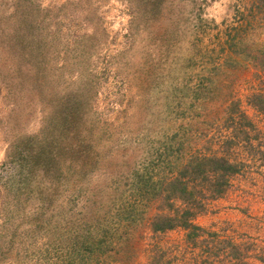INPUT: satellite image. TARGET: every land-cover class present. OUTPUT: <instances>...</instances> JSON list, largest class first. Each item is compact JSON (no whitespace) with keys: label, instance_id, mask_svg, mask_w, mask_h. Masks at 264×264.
I'll return each mask as SVG.
<instances>
[{"label":"rangeland","instance_id":"obj_1","mask_svg":"<svg viewBox=\"0 0 264 264\" xmlns=\"http://www.w3.org/2000/svg\"><path fill=\"white\" fill-rule=\"evenodd\" d=\"M247 1L0 0V264H264V70L224 43ZM209 154L236 170L188 226L152 232L147 195L95 225Z\"/></svg>","mask_w":264,"mask_h":264},{"label":"trees","instance_id":"obj_2","mask_svg":"<svg viewBox=\"0 0 264 264\" xmlns=\"http://www.w3.org/2000/svg\"><path fill=\"white\" fill-rule=\"evenodd\" d=\"M247 2L241 3V6H236L235 13L238 21L231 28L233 35L227 37L224 43L227 52L243 58L254 68L264 70V39L255 41L253 38L244 37L240 33L241 29L252 28L259 21L264 22V0H248ZM244 41L246 43L243 44ZM220 49L224 50L223 47ZM214 60H212V64H215ZM226 62L228 64H225ZM222 63L225 66L228 65V76L231 73L230 70H235L238 67V62L231 59L229 54L223 58ZM213 67L223 68V66L216 64ZM210 83L216 84L215 79H210ZM250 103L258 111L264 110L263 95H251ZM239 116L243 117L242 114H239ZM18 152L20 153V149H18ZM36 154L41 155L39 152ZM184 160L186 161L181 162L179 168L169 176L158 177L156 180L152 179L150 175L146 176V180H143V177L140 176L137 180L138 183H135L136 188L134 187L135 200L116 207L114 218L113 216L98 217L95 220V225L101 226L99 219L106 221L108 224L106 229L109 234L116 233V230L123 226L126 230H131L135 225L141 224L132 214L138 211V202H143L141 199L147 195L159 202L154 207L156 212L147 222L152 232H163L177 225L188 226L190 217L195 215L197 208L201 205L197 200L195 201V198L198 196L201 200L202 195L220 196L227 184L228 176L236 170V165L231 163L225 156L215 154L202 155L201 157L196 155L187 156ZM202 180L209 182L210 187L205 186V189H202L203 186H201L197 188V184ZM145 181L146 183L150 181V185L145 184ZM191 182H195L194 185L190 184ZM174 198H178L181 201L180 204H183L180 206V210L179 206H174L172 202ZM141 208L144 209L143 205H141ZM164 208L171 209V213H162ZM115 215H118L117 219H115Z\"/></svg>","mask_w":264,"mask_h":264}]
</instances>
